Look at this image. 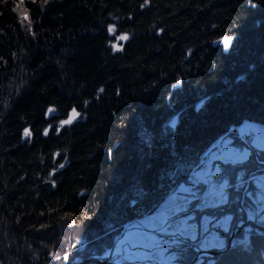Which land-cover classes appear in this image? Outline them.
Listing matches in <instances>:
<instances>
[{
  "label": "trees",
  "instance_id": "trees-1",
  "mask_svg": "<svg viewBox=\"0 0 264 264\" xmlns=\"http://www.w3.org/2000/svg\"><path fill=\"white\" fill-rule=\"evenodd\" d=\"M21 1L0 0V264L101 252L178 164L264 122V0ZM248 242L217 264H264Z\"/></svg>",
  "mask_w": 264,
  "mask_h": 264
},
{
  "label": "rangeland",
  "instance_id": "rangeland-1",
  "mask_svg": "<svg viewBox=\"0 0 264 264\" xmlns=\"http://www.w3.org/2000/svg\"><path fill=\"white\" fill-rule=\"evenodd\" d=\"M18 1L19 2H17L16 11L21 17L23 18L26 17L27 19V14L24 9V5L22 4L23 1L21 0ZM225 39L227 38H223L222 41L224 42ZM72 111L70 112V114L72 113ZM253 121L255 120L244 121L240 129L234 125L232 128H230L227 131V133L221 138V140L218 141L216 145H214L210 150H208L204 154V156L201 159L202 161L200 160L201 162L195 172L196 176L198 175L200 177V180H198L194 176H190L189 171L191 166L196 161H197L196 163H198V157L200 152L205 147H207L211 143V141L198 153V157L194 162L191 161L190 163H187V165H182V166H180L181 165L180 163L178 164L179 167L175 169V171H172L170 173L171 180H170L169 188L170 187L173 188L179 184L182 185L183 188L189 191H201L202 189H203L202 191H206L207 187H205L204 181L208 180L211 181V186H210L211 188L209 187V189H211L212 192L217 191L221 195L220 199L216 204L207 205L206 211L208 212L209 210H212L214 211V212H210L212 215L223 217L225 219V220L223 219L224 221L230 220L229 221L230 225L228 228L224 230L225 232L221 246L213 249H222L227 244L229 235L232 233L234 229L236 230V232L232 237L231 245L224 251L221 250L218 253H215L214 255L204 257L203 264H217V260L219 261V259L231 260L230 258L227 257L238 256V252L236 251L234 252L233 250H228L230 247L232 248L236 244L239 245H242L243 243L248 244L249 243L248 238L250 237L251 233L254 231L264 232V211L259 216L258 215L256 216V219H260V220H256L255 214L253 213V211L256 212V206L253 200L255 196V191H249V196H246L242 194L241 191H233L234 188L232 186L237 181L238 185L242 188L244 177L249 173L254 163L256 162L255 165L260 164L258 159L259 160L264 159V141L258 143V146L256 145L255 142L257 141L254 139H256L258 136L259 127ZM244 131H247L246 135ZM247 134L249 136V139ZM215 139H213L212 141H214ZM234 160L237 161L234 163ZM259 188L262 190L261 191V194L263 195L262 200L264 201V190L262 189V187ZM217 192H215V194H217ZM189 203L185 205H188ZM183 205L184 204L180 206ZM215 210H217V212ZM149 211H151V209L146 210L145 212L139 213L137 215H134L132 218L125 220L118 228L117 227H115V229L112 228L113 230L112 236L110 239L104 238L105 242H102L101 244L102 245L101 251L112 244L113 239L117 235L118 231L122 228L124 223L134 219L135 217L147 214L149 213ZM161 214L167 216L163 212H160L156 216H153L149 224L151 227L158 225L157 222L160 220ZM201 214H202L201 211L192 209L190 213V217L192 218L191 221H193L196 216H200ZM202 216H204V214H202ZM66 231H67L66 224L65 226L62 225L61 233L66 234ZM139 233L142 232L135 231L131 233L129 236H127V238L129 240H137L143 243L144 241L142 240V236ZM84 237L86 240L80 246H77L71 250L69 247L61 254L56 255L54 258L57 259L59 258V256H61L62 258L60 259V264H65L66 263L65 262L66 260L64 259L65 256H68V259H73V261L83 257L81 256V254L83 253L84 250L87 251V249L89 248L86 245V242H88L89 238H87V236ZM78 238L80 237H77L76 240ZM93 239L94 238H91V244H89L91 245V249H92L91 253L94 251L93 247L95 245ZM74 241H72V243ZM174 245L178 247V250H176L175 253L172 254L174 257L175 264H189L191 258L195 255L194 251L190 248L188 249L187 247L182 249V246L186 245L185 243L182 242H175ZM91 253H87L86 255ZM240 256H242V254H240ZM166 257H168V255ZM149 258L153 259L151 254L149 255ZM199 260L200 259L197 260L196 264H199Z\"/></svg>",
  "mask_w": 264,
  "mask_h": 264
},
{
  "label": "flooded vegetation",
  "instance_id": "flooded-vegetation-1",
  "mask_svg": "<svg viewBox=\"0 0 264 264\" xmlns=\"http://www.w3.org/2000/svg\"><path fill=\"white\" fill-rule=\"evenodd\" d=\"M235 126L238 127V124H235ZM238 128L240 129V127ZM244 133L246 135L247 131H244ZM254 140L257 141L255 142L257 146L258 143L264 141V128L263 130L259 129L258 136ZM236 161L237 160H234V163ZM258 161L260 164L255 165V162L249 173L244 177L242 188L238 185L237 181L232 185L234 188L233 191H241L242 194L246 196H249V191H255V196L253 199L256 206V212L253 211L255 214V219L257 215L259 216L264 211V201L262 200L263 195L261 194L262 190L259 188L262 187L264 190V159H258ZM196 162L191 166L190 171L189 169L188 171L190 172V176H194L200 180V177L198 175L196 176L195 173L200 162L198 164ZM204 182L205 187H207L206 191H202L203 189L201 191H189L183 188L182 185L178 184L173 188L168 187V189L163 193V195L167 192H170L171 194H185L188 195V198L176 204L173 207V212L170 216L161 214V218L157 222L158 225H160L164 219L168 218L163 229H161V232L145 231L139 233L141 234L142 240L144 241L143 244L147 247H150L149 250L144 252V255L149 258L151 252H156V256L152 257L156 263L152 264H175L174 257L172 255L176 250H178V247L174 245L175 242L185 243L186 245L182 246V249L186 247L188 249L190 248L194 251V254V246H197L203 250L213 249L221 246L225 232L224 230L229 227L230 220L224 221L225 219L223 217H218L217 215H212L210 213L214 211H206L207 205L216 204L221 195L217 191L212 192L211 189H209L211 186V181L206 180ZM215 192H217L219 195L215 194ZM187 203L189 204L185 205ZM182 204L184 205L180 206ZM192 209L201 211L204 216L201 214L200 216H196L195 219L191 221L192 218L190 217V213ZM215 211L217 212V210ZM167 255L168 257H166ZM204 257L208 256L200 255L197 257V259H200L199 264H203Z\"/></svg>",
  "mask_w": 264,
  "mask_h": 264
},
{
  "label": "water",
  "instance_id": "water-1",
  "mask_svg": "<svg viewBox=\"0 0 264 264\" xmlns=\"http://www.w3.org/2000/svg\"><path fill=\"white\" fill-rule=\"evenodd\" d=\"M247 119H242L241 122L238 123V127H242L243 122ZM257 124L259 129L263 130L264 122L260 121H253ZM234 125H230L225 131L220 133L214 141L205 147L199 154L198 163L204 156V154L210 150L214 145L218 143L219 140L227 133V131L232 128ZM197 163V164H198ZM264 177V175H263ZM188 198V195L185 194H171L170 192L165 193L157 202L151 205V211L147 214L135 217L134 219L126 222L123 224L122 228L118 231L117 235L113 239V242L110 246L106 247L99 253H91L85 255L81 258H78L72 262H66L65 264H90V263H97V264H152L156 263L153 259L147 258L144 255L146 250H149L150 247H147L142 242L137 240H129L127 236L135 231L145 232V231H154V232H161L165 223L167 222L168 218L164 219L163 222L156 226L151 227L149 226V221L153 216H156L159 212H163L166 215H171L173 212V207ZM236 230L234 229L232 233L228 237L227 244L222 249H208L203 250L196 246L195 255L191 258L189 264H195L196 258L200 254L206 255H214L221 250H226L231 245V240ZM85 237H80L76 241H74L70 245V250L80 246L82 243L85 242ZM152 257L156 256V252H151ZM195 261V262H194Z\"/></svg>",
  "mask_w": 264,
  "mask_h": 264
},
{
  "label": "snow or ice",
  "instance_id": "snow-or-ice-1",
  "mask_svg": "<svg viewBox=\"0 0 264 264\" xmlns=\"http://www.w3.org/2000/svg\"><path fill=\"white\" fill-rule=\"evenodd\" d=\"M26 18V17H25ZM109 31H113V29L110 27L109 28ZM120 39H126V37L124 36H121ZM229 40L230 38H227L225 39L224 41V44H225V47L227 48L228 47V43H229ZM113 47L115 48L116 46L113 45ZM49 111H52V109H50ZM78 115V113H76L75 109H73L72 113L69 115V119L68 120H64V121H61V124H69L72 122V120ZM45 132H47V130H45ZM25 134L27 135L28 134V130L25 129ZM62 166V165H61ZM65 260L68 259V256H65L64 257Z\"/></svg>",
  "mask_w": 264,
  "mask_h": 264
}]
</instances>
